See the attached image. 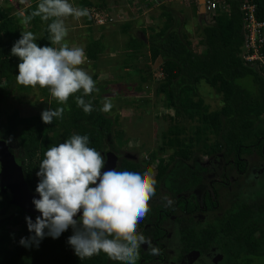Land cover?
<instances>
[{"label":"trees","instance_id":"1","mask_svg":"<svg viewBox=\"0 0 264 264\" xmlns=\"http://www.w3.org/2000/svg\"><path fill=\"white\" fill-rule=\"evenodd\" d=\"M99 1L80 0L79 7L88 9ZM242 1L223 0L226 10L217 6L213 22L197 30L204 47L202 54L194 51L186 37V24L179 18L181 12L166 5L160 12L162 24L141 30L142 37L136 36L131 42L133 50L145 46L151 59L161 58L163 80L155 92L163 96L165 107L173 110L176 117L197 118L194 132L187 140L188 146L182 145L179 139L184 129L171 125L162 134V156L130 161L123 156V144L114 136L112 121L93 104V93L84 97L92 102L90 114L77 106L76 95H82L81 91L70 97L67 104L61 105L57 100L51 102L49 109H65L63 118L54 119L52 124H45L42 115L19 119L14 114L6 123L0 122V147L22 168L28 188L37 193L40 178L36 175L50 146L65 142L73 134L87 135L89 146L101 152L105 164L108 153L116 157L115 170L151 168L154 171L156 194L150 200V212L139 224L137 232L150 239L159 251L163 248L162 240L173 233L179 241L173 264L192 252L212 258L216 264H264V184L257 185L254 197L238 195L226 206L219 201L218 191L225 187V181L232 173L237 174L241 183L254 166H260V171L264 169V77L245 66L239 57L243 44ZM39 2L31 1L25 15H30ZM253 2L257 6L258 20L264 21V0ZM21 21L20 15L12 17L0 7V84L3 83L0 103L12 91L27 93L37 89L42 98L50 94L47 88L25 87L16 80L22 61L11 54V49L24 31L22 25H17ZM30 23V31L40 33L36 43L40 47L53 46L48 31L51 21L35 17ZM85 25L89 33L93 24L87 17ZM123 30H126L125 26ZM101 49L100 43L90 38L84 49L86 58L95 61ZM242 79H249L256 91L250 94L244 90L238 84ZM200 81L220 96L222 107L219 110L209 111L204 105L198 90ZM202 155L209 157L207 165H202ZM215 171L220 183L214 181ZM205 179L212 182L214 193L212 196L211 191H206L200 205L194 191ZM188 205L191 213L187 216ZM29 216L12 205L9 192L3 189L0 193V264H120L103 252L81 260L68 243V238L73 235L71 232H64L57 239L46 235L39 246L11 243L13 235L7 228L20 223L19 230L24 238L34 235L28 230L26 217ZM146 246H141L138 262L154 264L155 256L160 255L149 254L145 251Z\"/></svg>","mask_w":264,"mask_h":264},{"label":"clouds","instance_id":"2","mask_svg":"<svg viewBox=\"0 0 264 264\" xmlns=\"http://www.w3.org/2000/svg\"><path fill=\"white\" fill-rule=\"evenodd\" d=\"M26 25L35 17L48 24L51 45L40 47L31 31H23L11 54L18 57L19 74L16 80L25 87L47 88L61 105L76 95V104L85 114L93 111L85 96L98 92L96 82L82 67L86 62L82 47H70L65 42L69 17L79 20L89 17L87 8L74 6L69 0H40L30 15L20 13ZM113 104L105 100L102 111H111ZM65 109H47L42 112L45 124L62 119ZM87 135L73 134L65 142L50 146L44 153L37 176L39 199H34L41 213L33 223L26 217L28 230L34 235L22 238L20 244L39 246L45 236L57 239L70 227L68 238L75 254L81 259L101 252L120 264H137L141 246L159 254L150 239L137 232L141 221L150 212V200L156 194L157 180L151 168L142 171L109 170L102 173L105 158L89 146ZM82 211V217L77 215ZM47 229V232L45 230Z\"/></svg>","mask_w":264,"mask_h":264},{"label":"rangeland","instance_id":"3","mask_svg":"<svg viewBox=\"0 0 264 264\" xmlns=\"http://www.w3.org/2000/svg\"><path fill=\"white\" fill-rule=\"evenodd\" d=\"M79 1L69 0L74 6H79ZM222 1L214 0L216 6H223ZM27 2V0H0V7L6 10L10 16L16 17L21 12L25 14L29 7ZM200 3L204 4V0H200ZM165 4L154 8L152 11L150 10L139 19L138 16L142 12H146L153 7L154 3L152 1L100 0L92 7L99 9L101 16L111 17L114 21L98 27L95 22L87 17L93 24L90 34L86 31V17H82L79 20L69 17L65 20L68 28V45L70 47H82L85 49L90 38L100 43L102 49L97 59L92 61L86 58V62L82 67L92 76L96 82V87L99 89L98 92H93L92 94L93 104L112 121L114 136L123 144L121 146L123 156L131 159L130 161L132 162H140L152 157L157 159V156H162L163 153L160 151L162 134L171 125L180 126L184 129L179 139L182 145L188 146L187 140L194 132L193 128L197 125V118L176 117L173 110L165 107L163 96L155 92L157 85L163 80L162 61L151 59L147 47L141 49L140 55L128 52L127 45L129 42H127V34L138 36L141 29L145 30L148 28V23L151 20L153 21L152 24L155 25L154 27L160 26L163 20L160 12H162V6ZM188 4H190V0H176L173 2L174 10L181 12L179 16L181 22L186 24L184 33L190 40L192 48L195 52L202 54L204 47L200 37L197 35V30L213 22L215 10L212 13H204L201 16L200 12L203 13V11H197V5H195L193 13H190ZM221 9L225 11L226 7ZM88 10L91 16V7ZM128 19H132L129 20L132 23H130V30L128 29L129 26L126 27V20ZM17 25H22L24 31H30L32 24L28 23L25 25L21 21ZM124 26L128 30H123ZM73 27L78 28L72 29ZM34 35L38 38L40 33H34ZM14 82L13 85H16ZM238 84L250 94L256 91L249 79L239 80ZM0 86L2 87L3 83ZM198 90L200 98L204 105H207L209 111H217L222 107L220 96L204 81L198 83ZM54 100L56 99L51 94L42 98L37 89L27 93L12 91L0 103V122L6 123L8 117L14 114L19 119L40 116L44 110L49 109L51 102ZM105 100H110L113 104L109 112L101 110ZM0 143L2 142L0 141ZM208 159L207 155H202V165H207ZM156 162L157 160L153 162V168ZM259 167L254 166L241 183L236 173L230 174L225 181V187L218 190L220 193L219 201L226 206L231 198L238 195H240L239 197L253 196L257 185L264 184V169L260 171ZM213 177L215 182H221L216 171L213 172ZM206 191H211L213 196L212 182L208 179H205L194 191L200 205H202V196ZM0 193H3L1 184ZM190 211L191 208L188 205L186 213H191ZM29 217L32 221H36V217L32 215ZM21 227L22 224L20 223L18 226L7 228V232L13 235L11 243H20L21 239L24 238L19 230ZM262 229L264 232V224ZM65 232L73 233V229L70 227ZM176 243L177 239L171 232L162 240L163 248L160 250V254L163 260L160 264H173L172 259L179 250V244ZM145 250L148 251V246ZM262 262L264 263V260ZM176 264H216V260L192 252Z\"/></svg>","mask_w":264,"mask_h":264},{"label":"built area","instance_id":"4","mask_svg":"<svg viewBox=\"0 0 264 264\" xmlns=\"http://www.w3.org/2000/svg\"><path fill=\"white\" fill-rule=\"evenodd\" d=\"M29 6L32 4L27 0ZM214 0L204 1V10L206 13H212L216 9ZM242 14V35L243 44L240 49L239 57L245 66L253 68L264 77V21L257 18V6L253 0H243L240 5ZM90 19L98 27L105 26L113 22V18L100 15V10L91 7Z\"/></svg>","mask_w":264,"mask_h":264},{"label":"water","instance_id":"5","mask_svg":"<svg viewBox=\"0 0 264 264\" xmlns=\"http://www.w3.org/2000/svg\"><path fill=\"white\" fill-rule=\"evenodd\" d=\"M204 14V8L201 9ZM157 60L162 61L160 57ZM116 157L112 153H108L106 164L102 169V173L115 170ZM4 174H7L6 177ZM0 183L4 190H7L11 196V203L15 207L27 208L30 207L27 212L30 215L40 216L35 205L34 199H39L38 193H33L28 188L24 177L22 168L15 162L14 157L10 155L4 148L0 147ZM82 217V211L77 215L76 219L80 220Z\"/></svg>","mask_w":264,"mask_h":264},{"label":"crops","instance_id":"6","mask_svg":"<svg viewBox=\"0 0 264 264\" xmlns=\"http://www.w3.org/2000/svg\"><path fill=\"white\" fill-rule=\"evenodd\" d=\"M149 1V0H148ZM150 1H152L153 3H154V5H153V7L152 8H150L148 11H146V12H142V14H140L139 16H138V18L140 19L142 16H144V15H146V13L147 12H149L150 10L152 11L154 8H156V7H158V6H160L161 4H164V3H166L165 5H167L168 7H170L171 9H174V6H173V2H175L176 0H150ZM205 1V0H204ZM222 4H223V6H220L221 8H225L226 6H225V3L222 1ZM195 5H197L196 6V8H197V11H201V9L202 8H204V4H201L200 3V0H190V4H188L187 6H190V13H193V10L195 9ZM179 12V11H178ZM129 20H132V19H128V20H126V27L127 26H129V30H130V25L132 24L131 23V21L129 22ZM146 20V19H145ZM152 20H151V22L150 23H148L149 24V26H147V27H154L155 25L154 24H152ZM129 23V24H128ZM131 23V24H130ZM92 27V26H91ZM76 28H78V27H73L72 29H76ZM71 29V30H72ZM86 29H87V27H86ZM127 29V28H126ZM127 29V30H128ZM147 29V28H146ZM142 30V29H141ZM128 36H127V42H129V44L127 45V47H128V52H131L132 54H136V55H140V51H141V49L143 48V47H145V46H142V48H140L138 51H135V50H133V47H131V42H132V40H134L135 38H136V36L135 35H133V34H127ZM138 36H140V37H142V33L141 32H139L138 33ZM65 42L66 43H68L69 42V39H68V35H67V37L65 38ZM53 46H57L58 47V45H53ZM137 52H138V54H137Z\"/></svg>","mask_w":264,"mask_h":264},{"label":"flooded vegetation","instance_id":"7","mask_svg":"<svg viewBox=\"0 0 264 264\" xmlns=\"http://www.w3.org/2000/svg\"><path fill=\"white\" fill-rule=\"evenodd\" d=\"M6 177H8V175L7 174H4ZM7 191V190H6ZM31 191V190H30ZM32 192V191H31ZM18 208V207H17ZM20 208V207H19ZM30 207H27V208H20L25 214H28V212H27V210L29 209ZM28 215H30V214H28ZM186 215L188 216V215H190V213H186ZM33 217H36L37 218V216H34V215H32ZM176 244H179V241H177V243ZM148 246V245H147ZM146 246V247H147ZM145 247V248H146ZM162 250V249H161ZM146 251V250H145ZM146 252H148V251H146ZM149 253V252H148ZM149 254H151V253H149ZM159 255H160V257L157 255V256H155V260H156V262L154 263V264H160L161 263V261L163 260L162 258H161V254H160V251H159ZM147 262H138L137 261V264H146ZM147 264H153V262H148Z\"/></svg>","mask_w":264,"mask_h":264}]
</instances>
